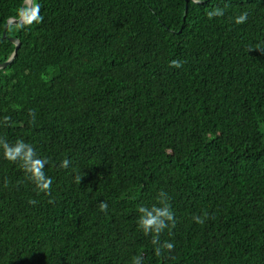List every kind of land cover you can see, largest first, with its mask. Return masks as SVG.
<instances>
[{
  "label": "trees",
  "instance_id": "trees-1",
  "mask_svg": "<svg viewBox=\"0 0 264 264\" xmlns=\"http://www.w3.org/2000/svg\"><path fill=\"white\" fill-rule=\"evenodd\" d=\"M28 11L0 0V64L21 44L0 139L32 145L52 184L0 148V264H264V0H34L40 20L5 38ZM161 192L174 247L157 256L138 209Z\"/></svg>",
  "mask_w": 264,
  "mask_h": 264
},
{
  "label": "clouds",
  "instance_id": "clouds-1",
  "mask_svg": "<svg viewBox=\"0 0 264 264\" xmlns=\"http://www.w3.org/2000/svg\"><path fill=\"white\" fill-rule=\"evenodd\" d=\"M193 3H201L202 0H192ZM224 15V9L216 8L207 13L209 19L213 17H221ZM248 13L242 12L234 18L236 24H243L247 21ZM32 19L34 21H39L40 17L38 14L33 13ZM170 66L180 67L181 63L179 61H171ZM29 115H32L30 112ZM5 117V120H8ZM0 148L3 149V156L6 160L12 163H19L20 167L23 169L24 173L27 175L36 186L38 192H44L50 195L52 179L47 177L44 173V166L48 163L47 159L38 156L34 147L30 144L25 143L23 140H17L15 144H9L7 141L0 139ZM70 161L68 159L62 160L60 167L67 168ZM79 180V178H78ZM52 202V201H50ZM29 203H36L34 200H30ZM159 203L162 206L153 205L151 208L140 207L138 209L140 215L138 225L145 235L152 234V243L154 245H159L155 248V254L157 256L162 255V249L171 251L174 247L172 243L164 242L162 245L159 244V236L165 228L175 227L174 213L172 212L170 205L167 203L166 194L159 193ZM100 210L106 211L107 204L101 202ZM193 220L198 223H204V219L199 216H194ZM143 257H134L133 264H142Z\"/></svg>",
  "mask_w": 264,
  "mask_h": 264
},
{
  "label": "water",
  "instance_id": "water-1",
  "mask_svg": "<svg viewBox=\"0 0 264 264\" xmlns=\"http://www.w3.org/2000/svg\"><path fill=\"white\" fill-rule=\"evenodd\" d=\"M27 4L29 6V11L27 13L22 14V16L19 19H11L8 21L6 29L4 31L5 38L7 37L6 31L10 25H17V24H22L26 22L28 18L30 17V15L34 12V0H27ZM187 10L188 8H186V11ZM9 40L16 45V49H15L13 56L7 62L0 64V70L5 69L7 66H9L13 62L15 56L17 55V51L21 45L20 41L16 38H10Z\"/></svg>",
  "mask_w": 264,
  "mask_h": 264
}]
</instances>
